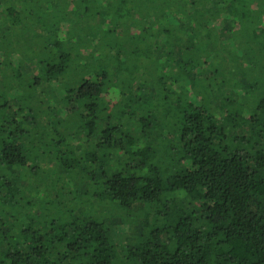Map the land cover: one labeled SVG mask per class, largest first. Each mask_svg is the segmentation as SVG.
Wrapping results in <instances>:
<instances>
[{
    "label": "trees",
    "instance_id": "1",
    "mask_svg": "<svg viewBox=\"0 0 264 264\" xmlns=\"http://www.w3.org/2000/svg\"><path fill=\"white\" fill-rule=\"evenodd\" d=\"M0 264H264V0H0Z\"/></svg>",
    "mask_w": 264,
    "mask_h": 264
},
{
    "label": "rangeland",
    "instance_id": "2",
    "mask_svg": "<svg viewBox=\"0 0 264 264\" xmlns=\"http://www.w3.org/2000/svg\"><path fill=\"white\" fill-rule=\"evenodd\" d=\"M41 168L43 169V170H42V171H43L42 173L45 172V169L50 168V169L52 170V172L49 173V174H51L52 176L55 175L53 164L50 163V161H47V163H46L43 167L41 166ZM55 176H56V175H55ZM133 228H134V227H133ZM133 231H134V233H136V235H137V234H140L141 228H139V227H138V228H134Z\"/></svg>",
    "mask_w": 264,
    "mask_h": 264
}]
</instances>
